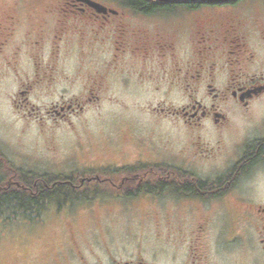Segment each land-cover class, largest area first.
Masks as SVG:
<instances>
[{
    "label": "flooded vegetation",
    "instance_id": "flooded-vegetation-1",
    "mask_svg": "<svg viewBox=\"0 0 264 264\" xmlns=\"http://www.w3.org/2000/svg\"><path fill=\"white\" fill-rule=\"evenodd\" d=\"M91 1L107 11L87 0H0L3 76L25 59L34 68L33 81L19 75L18 106L30 111L34 85H45L44 75L71 57L73 36L81 43L77 61L91 64L89 57L104 53L96 54L97 44L104 50L109 41L116 95L154 89L166 99L182 97L178 106L144 110L157 123L173 121L182 137L160 144L153 133L130 130L136 147L129 154L87 161L83 172H37V178L66 180L82 196L81 207L163 212L166 222L179 225L161 238L160 251L147 252L139 242L85 253L79 242L63 243L48 264H264V114L257 124H236L237 115L253 119V105L264 100V0ZM61 42L69 44L66 51ZM102 74L70 98L66 86L56 87L58 101L45 112L55 121L83 112L100 99Z\"/></svg>",
    "mask_w": 264,
    "mask_h": 264
},
{
    "label": "rangeland",
    "instance_id": "rangeland-1",
    "mask_svg": "<svg viewBox=\"0 0 264 264\" xmlns=\"http://www.w3.org/2000/svg\"><path fill=\"white\" fill-rule=\"evenodd\" d=\"M72 39L75 40L68 48L73 49L71 57L63 62V66L44 75L41 83L45 85H34L29 99L30 111L18 106L21 103L18 90L20 77L32 80L34 68L25 59L18 71L6 69L3 76L1 66L4 62H0V178L6 182L19 185L23 171L58 176L73 171L83 172L87 161H104L115 155L129 154V150L136 147L129 143L132 139L130 130L146 136L153 133L151 136H155L154 140L160 144L164 141L176 143L182 137L178 127L172 126L175 124L173 121L165 119L157 123L144 111L158 104L178 106L184 101L182 97L175 95L166 99L154 89L147 95L128 91L116 95L114 69L107 66L112 59L111 43L108 41L104 50L97 44L96 54L99 51L104 53L89 57L94 60L89 64L77 61L76 50L81 43L77 36ZM60 45L66 51L69 44L61 42ZM49 56L48 53L46 57ZM99 73L104 74V84L98 93L100 99L89 102L83 112L72 114L67 121H55L45 112L46 106L58 101V92L53 95L56 87L66 86L70 98L86 84L87 78L93 86ZM51 76L53 80H50ZM54 80L59 82L50 85ZM44 86L51 89L45 90ZM33 106L40 109L32 110ZM252 113L253 119L250 120L237 115L236 124L249 126L259 123L264 114V100L253 105ZM121 133L124 136L119 144L115 139ZM40 179L46 181L43 177ZM74 182L79 183L78 179ZM80 200L72 197L64 203L74 206L59 210L48 205L41 217L35 220H26L22 215L16 219L0 220V264H48L63 243H72L75 248V243L79 242L85 253L102 252L107 246L123 251L136 247L139 242H143L147 252L160 251L161 238L168 229L179 225L173 218H169L171 224L166 222L163 212L111 211L98 207L92 210L78 206L82 204Z\"/></svg>",
    "mask_w": 264,
    "mask_h": 264
},
{
    "label": "trees",
    "instance_id": "trees-1",
    "mask_svg": "<svg viewBox=\"0 0 264 264\" xmlns=\"http://www.w3.org/2000/svg\"><path fill=\"white\" fill-rule=\"evenodd\" d=\"M133 5H137L133 3ZM37 178L35 171H23L20 175L19 185L6 182L0 178V220L6 218L16 219L21 215L30 218V215L40 217L44 205L71 200L72 197L81 199L82 196L71 192V186L62 178L45 179ZM36 205L37 208L29 206Z\"/></svg>",
    "mask_w": 264,
    "mask_h": 264
},
{
    "label": "water",
    "instance_id": "water-1",
    "mask_svg": "<svg viewBox=\"0 0 264 264\" xmlns=\"http://www.w3.org/2000/svg\"><path fill=\"white\" fill-rule=\"evenodd\" d=\"M89 1L91 4H96L98 6V9L99 10H102V11H107V8L105 6H103L102 4L100 3H96V2H93L91 0H87ZM159 1H164V2H170V1H173V2H207V3H224V2H230V1H233V0H159Z\"/></svg>",
    "mask_w": 264,
    "mask_h": 264
}]
</instances>
